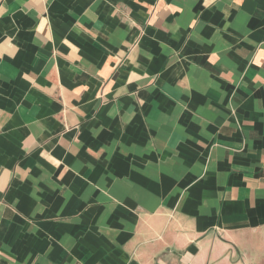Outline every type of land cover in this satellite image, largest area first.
<instances>
[{"label": "crops", "instance_id": "0c3cea01", "mask_svg": "<svg viewBox=\"0 0 264 264\" xmlns=\"http://www.w3.org/2000/svg\"><path fill=\"white\" fill-rule=\"evenodd\" d=\"M0 264H264V0H0Z\"/></svg>", "mask_w": 264, "mask_h": 264}]
</instances>
